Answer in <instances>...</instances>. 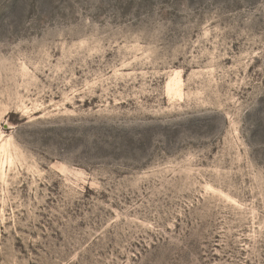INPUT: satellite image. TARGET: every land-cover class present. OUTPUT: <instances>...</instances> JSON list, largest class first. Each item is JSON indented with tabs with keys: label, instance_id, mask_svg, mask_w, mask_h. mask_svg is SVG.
<instances>
[{
	"label": "rangeland",
	"instance_id": "1",
	"mask_svg": "<svg viewBox=\"0 0 264 264\" xmlns=\"http://www.w3.org/2000/svg\"><path fill=\"white\" fill-rule=\"evenodd\" d=\"M0 264H264V0H0Z\"/></svg>",
	"mask_w": 264,
	"mask_h": 264
}]
</instances>
